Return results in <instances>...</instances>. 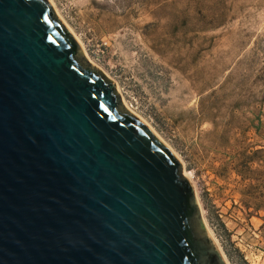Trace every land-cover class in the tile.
<instances>
[{
    "label": "water",
    "instance_id": "95a60500",
    "mask_svg": "<svg viewBox=\"0 0 264 264\" xmlns=\"http://www.w3.org/2000/svg\"><path fill=\"white\" fill-rule=\"evenodd\" d=\"M0 264H229L182 160L50 0H0Z\"/></svg>",
    "mask_w": 264,
    "mask_h": 264
},
{
    "label": "rangeland",
    "instance_id": "374dc122",
    "mask_svg": "<svg viewBox=\"0 0 264 264\" xmlns=\"http://www.w3.org/2000/svg\"><path fill=\"white\" fill-rule=\"evenodd\" d=\"M53 1L182 160L229 263L264 264V212L238 173L264 158V0Z\"/></svg>",
    "mask_w": 264,
    "mask_h": 264
},
{
    "label": "trees",
    "instance_id": "16d2710c",
    "mask_svg": "<svg viewBox=\"0 0 264 264\" xmlns=\"http://www.w3.org/2000/svg\"><path fill=\"white\" fill-rule=\"evenodd\" d=\"M261 151L247 156L243 162V168L238 171L244 180H249V192L247 193V206H253L255 213L264 212V158L257 156ZM256 164V167L250 166ZM264 219V215L261 216Z\"/></svg>",
    "mask_w": 264,
    "mask_h": 264
},
{
    "label": "bare ground",
    "instance_id": "6f19581e",
    "mask_svg": "<svg viewBox=\"0 0 264 264\" xmlns=\"http://www.w3.org/2000/svg\"><path fill=\"white\" fill-rule=\"evenodd\" d=\"M50 2L53 4V6H55V8H56V5H55V3H54V1L53 0H50ZM56 11H57V13L59 14V16L63 19V21L69 26V28L72 30V32L75 34V36L77 37V39L79 40V42L81 43V45L83 46V48H84V50H85V53H86V55H87V57L89 58V56H88V53H87V51H86V49H85V46H84V44H83V42L81 41V39L78 37V35L75 33V31L71 28V26L65 21V19L63 18V16L61 15V13L59 12V10L56 8ZM90 59V58H89ZM91 60V59H90ZM91 62H93L92 60H91ZM118 88V90L120 91V89H119V86L117 87ZM123 101H124V103H125V105L131 110V111H133L136 115H138L140 118H142L158 135H159V137L161 138V139H163V137L155 130V128H153L151 125H150V123L148 122V121H146L142 116H140L137 112H135L130 106H129V104H127V102L125 101V98L123 97ZM164 140V139H163ZM165 141V140H164ZM166 142V141H165ZM167 143V142H166ZM168 144V143H167ZM169 145V144H168ZM170 146V145H169ZM171 147V146H170ZM174 151V150H173ZM187 171H185V175L192 181V183H193V180H192V178L191 177H189V175L186 173ZM195 186V185H194ZM196 189V188H195ZM197 192V191H196ZM201 203V202H200ZM207 222V221H206ZM210 228V227H209ZM211 229V228H210ZM212 231V230H211ZM213 233V232H212ZM214 235V234H213ZM216 238V237H215ZM216 240H217V238H216ZM217 242H218V240H217ZM219 243V242H218ZM220 245V244H219ZM221 247V246H220ZM224 252V251H223ZM225 254V253H224ZM226 256V255H225ZM228 260V259H227ZM229 262V261H228ZM230 264V263H229Z\"/></svg>",
    "mask_w": 264,
    "mask_h": 264
}]
</instances>
